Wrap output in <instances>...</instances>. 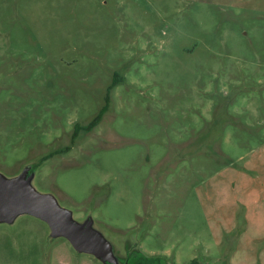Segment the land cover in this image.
<instances>
[{
  "label": "rangeland",
  "instance_id": "374dc122",
  "mask_svg": "<svg viewBox=\"0 0 264 264\" xmlns=\"http://www.w3.org/2000/svg\"><path fill=\"white\" fill-rule=\"evenodd\" d=\"M0 181V264H264V0H0Z\"/></svg>",
  "mask_w": 264,
  "mask_h": 264
},
{
  "label": "water",
  "instance_id": "95a60500",
  "mask_svg": "<svg viewBox=\"0 0 264 264\" xmlns=\"http://www.w3.org/2000/svg\"><path fill=\"white\" fill-rule=\"evenodd\" d=\"M11 184L12 182L0 181V210L6 209L7 212H10L12 207L22 205L43 209L48 207L50 202L47 199L39 198L32 192H27L28 190L23 193L18 192L11 187ZM6 192H8V196Z\"/></svg>",
  "mask_w": 264,
  "mask_h": 264
},
{
  "label": "trees",
  "instance_id": "16d2710c",
  "mask_svg": "<svg viewBox=\"0 0 264 264\" xmlns=\"http://www.w3.org/2000/svg\"><path fill=\"white\" fill-rule=\"evenodd\" d=\"M107 110V103L104 104V106H102L100 108V110L98 111V113L93 117V119L85 126H82L78 123H76L75 125V131L73 133V138L77 135L78 131L80 129H86V130H91L95 125H97L100 120L103 117V114L105 113V111ZM189 264H208L207 262H198L196 259H192Z\"/></svg>",
  "mask_w": 264,
  "mask_h": 264
}]
</instances>
